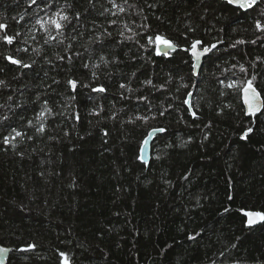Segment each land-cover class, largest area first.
<instances>
[{
  "label": "trees",
  "instance_id": "16d2710c",
  "mask_svg": "<svg viewBox=\"0 0 264 264\" xmlns=\"http://www.w3.org/2000/svg\"><path fill=\"white\" fill-rule=\"evenodd\" d=\"M29 4L0 0L7 264H62L60 253L70 264H264V222L243 215L264 213V108L246 117L240 97L252 80L264 99V0L246 12L219 0ZM57 13L69 17L59 32L37 23ZM157 36L176 51L158 56ZM194 41L216 45L196 77ZM158 129L145 166L141 145Z\"/></svg>",
  "mask_w": 264,
  "mask_h": 264
},
{
  "label": "snow or ice",
  "instance_id": "6c2138e0",
  "mask_svg": "<svg viewBox=\"0 0 264 264\" xmlns=\"http://www.w3.org/2000/svg\"><path fill=\"white\" fill-rule=\"evenodd\" d=\"M37 0H30V4L29 6H31L32 4H36ZM227 3L229 5H235L238 9H251L253 8V6L257 3V0H227ZM115 7V5H114ZM120 11L123 12L124 9L120 8ZM59 19H49L46 21L41 22L40 20L37 21V23L41 24V27L44 26V24H52L55 26L56 30L59 32L63 27L64 24L61 23V21H68L69 17L67 15H63L61 13H57L56 14ZM112 23H115V21H113ZM7 27V25L0 23V29H5ZM256 30L264 33V24H262L260 22V20L256 21ZM17 35H19V33H17ZM121 35H123V33H121ZM133 35H135V33H133ZM131 37H129L130 39ZM13 37L8 36V35H4L3 40L8 43V44H12L13 43ZM99 40V37L97 38ZM151 42V40H150ZM156 42H157V54H159V45H164L165 47H172V44L170 41H168L167 39H162L161 37L157 36L156 37ZM200 41H194L191 49H192V55L199 60L200 57L202 55H205L206 53L210 52L212 50V48H215L216 45H212L211 48L205 47L203 49L202 52H197V45L200 44ZM238 43H243V41H239ZM78 55V54H77ZM6 59H8L12 64H16L19 65L21 67L24 68H28L31 67V65L28 64H24L22 61L18 60V59H14L12 57H6ZM59 59H63V57H59ZM69 59H71V57H69ZM195 67V65L193 66ZM241 70L243 71V68H241ZM70 84L73 85V87L75 88V81H69ZM4 84V81H0V85ZM121 87H125V85H121ZM93 91H100V92H104L105 89L103 86H99L98 88H94ZM244 93H245V104L247 105V111H246V115H250V116H256L257 113H259L261 111V105H260V92L257 91L256 87H253V82L252 80H249L247 82L246 87L243 89ZM9 99H11V97H9ZM185 103H188V101H185ZM164 113L161 112L160 115H163ZM264 114V113H262ZM43 115V114H41ZM194 115V114H193ZM79 117H77L78 119ZM137 119H147L146 117H137ZM43 126H41L40 131H43ZM15 131V130H13ZM158 131L163 132L165 131L164 129H158ZM254 129L252 127H248L246 129V131L242 134L241 139H246L249 134L253 133ZM21 135V133L16 132V136ZM5 143H8V138L5 137ZM245 215L248 217L247 220V225L248 226H252L255 225L258 222H264V213L261 212H246ZM195 237H189V239H194ZM34 245H27L24 248L19 249V251H28L32 248H34ZM233 247H235V245H233ZM8 250L7 249H0V255H3L4 253H6ZM60 256L63 258L62 259V264H70L69 258L67 257V255L65 253H60Z\"/></svg>",
  "mask_w": 264,
  "mask_h": 264
},
{
  "label": "water",
  "instance_id": "95a60500",
  "mask_svg": "<svg viewBox=\"0 0 264 264\" xmlns=\"http://www.w3.org/2000/svg\"><path fill=\"white\" fill-rule=\"evenodd\" d=\"M219 1H225L227 2V0H219ZM260 2V0H257V3L258 4ZM255 4V5H256ZM254 5V6H255ZM234 8H237L235 5H230ZM241 11L243 12H246L248 11L249 9H246V10H243V9H240ZM172 44V43H171ZM212 47V46H211ZM211 47H208V48H211ZM205 48V47H204ZM204 48H200V44L197 45V52H202ZM159 54H157V42H155V51H156V54L158 56H168L169 54L171 53H174L176 51V47L172 44V47H165L164 45H159ZM215 48H212V50L208 53H206L205 55H202L200 57L199 60H197L193 55H192V49H190L189 51V55L191 57V60H192V69H193V75L196 77L203 65V62H204V59L207 58L211 52L214 51ZM16 65V64H15ZM195 65V67H193ZM247 84H245L241 91H240V97H241V103H242V106L244 108V112H245V116L246 117H250L251 119H255V117L257 115H259L263 108H264V99L262 98V96H260V105H261V111L259 113L256 114V116H250V115H246V111H247V105L245 104V93L243 91V89L246 87ZM71 87H72V90H74V87L73 85L71 84ZM254 87V86H253ZM258 91V90H257ZM191 94L188 95L187 97V101L188 103H186V107L190 110L191 114H192V111H191ZM163 132H160L158 130H152L150 131L146 138L143 140V143L141 145V148H140V151H139V161L140 163L144 164L145 166H147L149 164V161H150V155H151V146H152V143H153V140L155 138V136H158L160 134H162ZM246 212H243V215L245 216L246 218V224H247V220H248V217L245 215ZM262 222H258L256 223L255 225H252V226H249V227H255V226H258L260 225ZM248 226V225H247ZM0 249H7L8 251L6 253H4L3 255H0V264H7L8 262V258L10 256V253H11V249L10 248H6V247H3V246H0Z\"/></svg>",
  "mask_w": 264,
  "mask_h": 264
},
{
  "label": "bare ground",
  "instance_id": "6f19581e",
  "mask_svg": "<svg viewBox=\"0 0 264 264\" xmlns=\"http://www.w3.org/2000/svg\"><path fill=\"white\" fill-rule=\"evenodd\" d=\"M201 47V46H200ZM261 94V93H260Z\"/></svg>",
  "mask_w": 264,
  "mask_h": 264
},
{
  "label": "rangeland",
  "instance_id": "374dc122",
  "mask_svg": "<svg viewBox=\"0 0 264 264\" xmlns=\"http://www.w3.org/2000/svg\"><path fill=\"white\" fill-rule=\"evenodd\" d=\"M242 89V88H241Z\"/></svg>",
  "mask_w": 264,
  "mask_h": 264
}]
</instances>
